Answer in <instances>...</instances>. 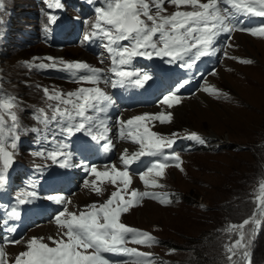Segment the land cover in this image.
<instances>
[{
  "label": "rangeland",
  "instance_id": "1",
  "mask_svg": "<svg viewBox=\"0 0 264 264\" xmlns=\"http://www.w3.org/2000/svg\"><path fill=\"white\" fill-rule=\"evenodd\" d=\"M93 2H78L82 8L92 10L91 18L66 13L70 18L80 19L85 30L84 36L91 35V24L96 20V12L93 11L96 7H93ZM0 3L3 4L0 10V87L7 95L16 97L22 109L17 111L21 126L18 129L20 139L17 141V148L8 149L14 152L13 165L8 173L20 170L23 166H40L44 170H55L57 166L47 158L49 149L31 150L23 144L29 140V145H32L31 139L36 135H43L42 131H50L35 119L41 108H45L46 114L50 116L51 110L47 109V105L57 103L47 101L43 89L48 88L50 92L54 89L66 94L80 87H100L109 94L111 81L116 77L111 79L104 75L108 82L102 79L96 85L81 81L65 82L49 75L57 69H41L36 65L52 63L47 59L52 57L57 62H86L91 67L106 70L110 57L99 37L96 41H102L99 49L101 46L102 48L96 53L85 49L84 39L72 47L55 48L48 45L44 36L48 30L50 13L45 0H0ZM99 6H104L103 0H100ZM164 7L165 14L176 11L173 5L166 3ZM235 32L227 34L221 40L217 68L208 77L200 80L196 88L199 91L195 95L192 93L190 97L179 98L180 102L172 108L162 104L160 99L153 106L159 109L156 112L130 110L132 117L170 112L172 116L168 123L151 121L147 124L149 129L163 136L176 133L184 137L189 132H196L207 140V144L202 146L187 139H177L180 143L174 153L180 156L183 171L176 168L175 162L172 161L162 176L156 177L157 187H146L140 179L141 172L137 175L130 174L129 190L127 193H121L127 200L133 189L138 192L149 191L156 193L161 199L166 196L172 201L170 204H163L156 199L144 198L135 205H139L138 207H130L120 217L126 226L146 231L156 238L158 243L150 247L131 242L126 245L140 252L150 253L147 259L151 260L152 264H233V261L227 258V246L239 237L227 229L230 225H238L251 217L259 202L257 197L264 196L260 189V184L264 183V36H253L245 31ZM244 59L252 60L253 63H241ZM151 60H156V57ZM180 64L182 66V62ZM136 66L134 70L146 73L142 69L143 65ZM81 75H84L83 71ZM192 75L191 72L189 76ZM204 86H213L226 93L228 98L210 95L202 90ZM88 114L91 115L92 112ZM6 120L7 127L11 121L7 117ZM113 126L118 127L119 131V123ZM34 127L39 131L31 132L30 129ZM25 129L29 130L27 134ZM60 141L56 138L53 140L54 149ZM121 141L131 142L130 139ZM10 142L8 138V143ZM37 151L43 152L44 155H35ZM61 159L57 158L59 161ZM116 159H120L117 154ZM116 159L114 158L111 164H103L100 167L114 165L118 170H124L121 159L115 161ZM77 171H80V168L75 171L76 175ZM146 171L147 169L142 173ZM61 173L65 174V169ZM95 179L85 173L75 182L72 192L65 196L66 202H71L68 203L69 211L78 214L88 205H99L105 202L117 187L107 178L97 181L99 193L91 186L84 187L85 180ZM11 189V193H24L17 188L13 190L14 186ZM53 228L58 231H53ZM250 228L251 225L246 226V231ZM60 231L54 216L27 229L19 244L7 243L0 239V248L8 245L17 247L10 256L6 255V264H13L15 256L26 250L25 242L33 237L43 238L49 246H55L48 238H59ZM248 239L251 241L248 248L251 264H264V222L258 233H250ZM104 255L110 264H136L137 261L135 256L126 255L125 258L118 259L123 254ZM233 260L235 264H245L241 257H234Z\"/></svg>",
  "mask_w": 264,
  "mask_h": 264
},
{
  "label": "snow or ice",
  "instance_id": "2",
  "mask_svg": "<svg viewBox=\"0 0 264 264\" xmlns=\"http://www.w3.org/2000/svg\"><path fill=\"white\" fill-rule=\"evenodd\" d=\"M93 0H89L92 3ZM50 9H60L61 0H45ZM103 7H96V20L91 24L93 29L91 35H85L83 39L88 41L99 37L104 43L102 46L110 56L112 67L108 69L116 77L111 81L113 88L123 87L126 82L136 87H143L151 79L147 73L128 70V66L136 57L152 59L153 57L167 58V63L175 64L182 62L184 67H192L203 57L215 55L217 49L215 43L221 35L231 34L234 31H245L253 36H264V26L244 28L243 22L237 26L235 21L239 17H264V0H103ZM176 7V11L165 14V4ZM226 5L227 7H223ZM3 4L0 3V10ZM190 9V10H182ZM56 15H48V22L54 23ZM122 42H128L123 44ZM231 47V45H229ZM52 63H41L36 67L41 69H57L71 72L73 74L81 71L87 74L80 75L79 81L96 85L102 79L108 82L104 69L91 67L86 62L54 61L52 57L47 58ZM244 64L253 63L252 60L240 61ZM103 63V61H101ZM136 77L135 79H131ZM189 80H184L175 92L163 96L162 104L172 108L180 102L178 93L180 88L188 85ZM204 92L217 98L227 94L213 86H204ZM47 101L57 102L55 105L49 103L47 109L51 115L46 114V109L38 110L35 119L40 125L48 127L55 123L61 133L71 138L75 133L85 132L92 141H106L103 144L105 151L111 150L112 141L108 138V126L100 119V114H106L114 106V100L100 87H80L75 91L62 93L61 91L48 88L43 89ZM22 110L17 98L4 93L0 87V190L7 183L6 173L12 167L14 152L9 151L17 148L20 139L18 129L21 127L17 111ZM89 112L96 115H90ZM172 114L160 112L158 114H143L134 116L128 120L119 121V138L130 139L139 149L131 152L125 149L120 157L124 170H118L114 165L105 170H98L95 166L82 165L88 175L96 179L84 181V187L89 186L99 193L97 181L107 178L113 185L119 182L118 187L110 197L103 203L91 204L84 210L72 212L68 210L65 197L60 195H48L45 198L57 205H63V210L55 216V223L61 230L59 238L49 237L52 244L49 246L43 238H31L25 242L26 250L18 253L13 264H110L104 254H124L135 256L136 264H152L148 260L151 254L140 252L136 248L126 245L131 242L137 245L152 246L158 243L156 238L146 231L137 230L126 226L121 222L122 213L130 207L139 204L144 198L159 200L160 203L170 204L171 200L161 199L156 193L135 189L130 191V198L125 200L131 183V177L127 170L128 165L141 157H160L158 162L152 163L146 172L140 174V179L147 186L157 187L156 177H161L164 170L169 166V161L175 162V167L183 171L181 158L174 152L166 154L165 149H173L177 139H187L199 145H206L207 140L196 132H189L184 137L172 133L163 136L151 131L147 126L151 121H159L160 124L168 123ZM11 124L6 127L7 120ZM147 122V123H146ZM99 129V131H97ZM29 130L25 129L27 134ZM31 132L39 131L31 128ZM8 138L11 142L8 143ZM68 145L60 141L56 149L47 151V158L55 164L58 157L61 168L70 167L71 154L63 151ZM37 156L44 153L37 151ZM35 187V185H30ZM264 192V183L260 184ZM37 198L36 191H27L16 198L17 207H12L7 216L13 220L21 218L19 205L33 203ZM259 201L252 216L244 219L240 224L230 225L229 232H235L239 238L227 246L228 259L233 261L234 257H241L245 264H251L248 248L251 241L248 239L250 233H258V229L264 222V196L257 197ZM251 228L246 231V226ZM9 243L19 244V240H9ZM6 252L0 248V264H6Z\"/></svg>",
  "mask_w": 264,
  "mask_h": 264
},
{
  "label": "bare ground",
  "instance_id": "3",
  "mask_svg": "<svg viewBox=\"0 0 264 264\" xmlns=\"http://www.w3.org/2000/svg\"><path fill=\"white\" fill-rule=\"evenodd\" d=\"M154 106V105H153ZM152 107V106H151ZM147 107V108H144L143 110H145V111H151V112H156L157 110H159V109H157V107ZM154 108V110L152 111V109ZM107 114H110L111 115V112H110V110H109V112L108 113H106V114H102V117H103V119H104V121L106 120V118H107ZM130 118H132V114H131V112L130 111H126V112H124L122 115H120V118H117L119 121H121V120H128V119H130ZM117 120H115L114 118H112V116H110V117H108V119L106 120V123H107V126H108V133H107V135H109V133L111 132V130L113 129V132L112 133H115V129H116V126H115V128L113 127V125H114V123L113 122H116ZM118 133H119V131H117ZM115 137L116 136H114L113 134L111 135V138H113V139H115ZM119 137V136H118ZM110 139V138H109ZM111 141H112V139H110ZM104 142H106V141H104ZM112 148H113V150H114V152L117 154V156H118V158H120L121 157V155H122V153H123V151L125 150V149H128L129 150V154H130V152H133V151H136V150H138L139 149V146H137V145H134V144H132L131 142H125V143H122V141L121 140H119V139H116L115 141H112V146H111ZM62 159H63V157H62ZM57 164H59V162L57 163ZM70 164L72 165V166H70V167H65V168H67V169H69V170H72L73 169V167L75 168L76 167V164H77V162L75 161V160H73V158H72V156H71V160H70ZM98 170H105L106 168H108V167H104V168H102V167H100V166H98V167H96ZM55 195H60V196H63L64 197V195H61V194H55ZM50 226V225H49ZM53 227H55V225L53 226ZM54 229V228H53ZM53 231H58V229L57 228H55ZM8 243V242H7ZM16 246H14V245H8L7 247H4L3 249H4V251L6 252V254L7 255H9L11 252H14L15 250H16ZM10 256V255H9ZM8 258V257H7Z\"/></svg>",
  "mask_w": 264,
  "mask_h": 264
}]
</instances>
